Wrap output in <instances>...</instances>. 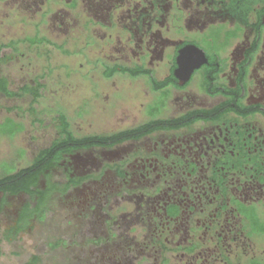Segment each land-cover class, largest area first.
<instances>
[{"label": "flooded vegetation", "instance_id": "obj_1", "mask_svg": "<svg viewBox=\"0 0 264 264\" xmlns=\"http://www.w3.org/2000/svg\"><path fill=\"white\" fill-rule=\"evenodd\" d=\"M3 2L36 21V35L20 43L62 51L84 36L108 52L103 81L140 83L148 100L133 126L125 117L110 133L72 132L137 130L112 145L65 143L60 116L57 137L31 165L55 144L58 158L30 192L0 191V230L2 213L12 218L6 239L32 230L54 202L85 235L87 264H264V0ZM189 47L206 62L182 84ZM41 87L35 80L17 92Z\"/></svg>", "mask_w": 264, "mask_h": 264}, {"label": "rangeland", "instance_id": "obj_2", "mask_svg": "<svg viewBox=\"0 0 264 264\" xmlns=\"http://www.w3.org/2000/svg\"><path fill=\"white\" fill-rule=\"evenodd\" d=\"M35 23L26 12L0 0V43L18 42V52H0V76L8 79L14 92L35 80L42 84L37 97L23 91L16 97L0 94V179L31 165L34 152L47 148L57 137L61 115L77 137L110 133L124 128L125 117V127L138 123L135 119L143 116L142 104L148 103L142 92L145 86L140 83L116 79L113 86V82L103 81V60L108 52L99 43L88 46L82 36L70 40L62 51L53 45L30 48L20 43L36 35ZM53 34L46 33L55 41ZM8 120L13 122L9 128L15 124L17 132L9 133L3 125ZM52 176L58 179L55 173ZM66 216L70 213L52 202L51 210L32 230L9 241L4 224L12 218L3 212L0 264H31L34 258H38L37 264H87L89 247L80 244L85 235L81 230L75 235V226Z\"/></svg>", "mask_w": 264, "mask_h": 264}, {"label": "trees", "instance_id": "obj_3", "mask_svg": "<svg viewBox=\"0 0 264 264\" xmlns=\"http://www.w3.org/2000/svg\"><path fill=\"white\" fill-rule=\"evenodd\" d=\"M115 72V71H114ZM23 92L31 93L34 96H38L37 91L24 90ZM0 94L7 97L19 96V92H11L8 89L7 82L4 79H0ZM62 120V131L64 132L65 143L73 142L76 146L90 147L97 145H112L118 142H122L129 138V134L137 131H128L124 134L114 135V136H90L85 138H76L71 129L70 123L68 122L65 115H61ZM8 127L9 133H14L18 128L14 124L13 128H9L13 125L11 120H8L5 124ZM17 132V131H16ZM58 148V144H55L51 149L42 151L36 161L29 167L19 170L17 173L7 175L0 179V191H4L8 194H20L21 192H30L32 185L35 183L38 175L45 170L50 164L48 159L52 158L53 152ZM42 158V159H41ZM58 157H53L52 159H57ZM44 162V164H43ZM38 165V166H37ZM38 258H34L31 264H37Z\"/></svg>", "mask_w": 264, "mask_h": 264}, {"label": "water", "instance_id": "obj_4", "mask_svg": "<svg viewBox=\"0 0 264 264\" xmlns=\"http://www.w3.org/2000/svg\"><path fill=\"white\" fill-rule=\"evenodd\" d=\"M205 62L206 59L203 53L197 48L189 47L183 50L179 58L180 70L184 73L183 77H181L182 84L195 69L199 68Z\"/></svg>", "mask_w": 264, "mask_h": 264}]
</instances>
